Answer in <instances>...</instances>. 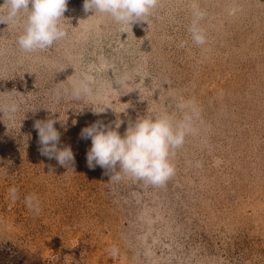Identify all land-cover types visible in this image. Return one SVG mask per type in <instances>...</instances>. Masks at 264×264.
<instances>
[{"label":"rangeland","instance_id":"obj_1","mask_svg":"<svg viewBox=\"0 0 264 264\" xmlns=\"http://www.w3.org/2000/svg\"><path fill=\"white\" fill-rule=\"evenodd\" d=\"M83 3L69 0L68 38L38 53H22L18 29L0 23V104L21 105L14 125L0 113V264L8 249L30 264H264V0H159L123 29L88 19ZM193 3L206 13L204 47L188 33ZM84 76L104 113L56 99ZM187 101L199 133L164 186L88 167L83 128L119 119L123 135L147 114L182 118ZM48 119L74 153L67 167L40 152L33 126Z\"/></svg>","mask_w":264,"mask_h":264},{"label":"clouds","instance_id":"obj_2","mask_svg":"<svg viewBox=\"0 0 264 264\" xmlns=\"http://www.w3.org/2000/svg\"><path fill=\"white\" fill-rule=\"evenodd\" d=\"M68 2L69 0H4L0 6V23L18 29L16 44L22 53L42 52L68 38V26L64 23L67 20L65 13L68 11ZM158 4L159 0H84L83 10L85 13H94L88 19H109L123 29L146 22V18L151 17ZM205 15L193 3L188 33L192 44L197 47L207 44V35L200 26ZM185 43L182 42L181 46ZM123 83L116 82L119 86ZM55 96L57 100L63 96L75 101L86 99L98 109L94 111L96 114H102L110 108L97 102L99 91L91 76L82 77L71 89H64L63 93L57 90ZM178 108L184 113L182 118L178 119L167 111L157 115L147 114L138 117L135 122H129L123 135L119 129L124 122L119 119L114 127L98 120L83 128L80 138L91 140L86 156L88 167L94 169L99 166L113 172L111 180L132 179L150 186H164L176 173L173 163L176 151L183 148L188 136L199 133L196 122L200 119V111L195 102L181 103ZM20 111L21 105L18 101L9 100L0 104L2 118H6L10 124L16 123ZM56 123L57 120L54 119L37 120L33 127L38 134L41 154L67 167L74 163L75 156L70 146H59L61 133L54 126ZM9 191L15 198L16 189ZM34 199L29 196L27 203L38 212V202L34 204ZM115 254L114 250L113 255Z\"/></svg>","mask_w":264,"mask_h":264},{"label":"trees","instance_id":"obj_3","mask_svg":"<svg viewBox=\"0 0 264 264\" xmlns=\"http://www.w3.org/2000/svg\"><path fill=\"white\" fill-rule=\"evenodd\" d=\"M8 261L5 262L4 264H30L26 261H24L21 256L19 254H17L16 252H11V249H8ZM34 264H40L39 262L34 263Z\"/></svg>","mask_w":264,"mask_h":264}]
</instances>
